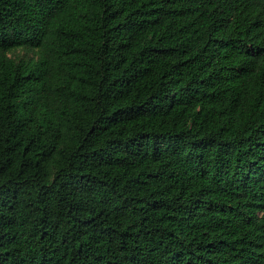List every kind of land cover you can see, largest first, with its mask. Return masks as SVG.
<instances>
[{"label": "trees", "instance_id": "trees-1", "mask_svg": "<svg viewBox=\"0 0 264 264\" xmlns=\"http://www.w3.org/2000/svg\"><path fill=\"white\" fill-rule=\"evenodd\" d=\"M0 264H264V0H0Z\"/></svg>", "mask_w": 264, "mask_h": 264}, {"label": "rangeland", "instance_id": "rangeland-1", "mask_svg": "<svg viewBox=\"0 0 264 264\" xmlns=\"http://www.w3.org/2000/svg\"><path fill=\"white\" fill-rule=\"evenodd\" d=\"M19 55L20 57H26V56L28 57V55L25 52H20Z\"/></svg>", "mask_w": 264, "mask_h": 264}]
</instances>
